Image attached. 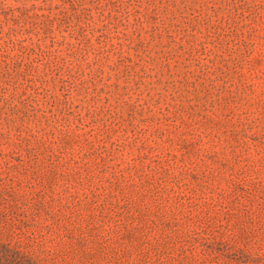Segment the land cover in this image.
<instances>
[{
  "label": "rangeland",
  "instance_id": "1",
  "mask_svg": "<svg viewBox=\"0 0 264 264\" xmlns=\"http://www.w3.org/2000/svg\"><path fill=\"white\" fill-rule=\"evenodd\" d=\"M0 264H264V0H0Z\"/></svg>",
  "mask_w": 264,
  "mask_h": 264
}]
</instances>
